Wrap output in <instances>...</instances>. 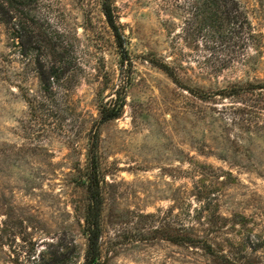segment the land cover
I'll use <instances>...</instances> for the list:
<instances>
[{
	"label": "rangeland",
	"instance_id": "1",
	"mask_svg": "<svg viewBox=\"0 0 264 264\" xmlns=\"http://www.w3.org/2000/svg\"><path fill=\"white\" fill-rule=\"evenodd\" d=\"M112 1L125 56L101 0L39 3L77 60L66 93H55L58 108L41 109L34 54L0 23V264H37L42 254L55 264L59 246L69 247L61 264L83 261L78 179L95 138L100 264H223L208 243L238 264H264V92L234 99L245 111L238 113L233 99L215 95L233 83L264 82V0H240L259 47L219 70L198 62L201 44L177 39L184 0ZM173 51L184 55L181 82L211 98L199 99L150 62ZM115 101L119 117L95 126L100 106ZM185 225L198 244L170 240Z\"/></svg>",
	"mask_w": 264,
	"mask_h": 264
},
{
	"label": "trees",
	"instance_id": "2",
	"mask_svg": "<svg viewBox=\"0 0 264 264\" xmlns=\"http://www.w3.org/2000/svg\"><path fill=\"white\" fill-rule=\"evenodd\" d=\"M40 2L41 0H0V23L7 28L11 39L20 41L19 45L27 46L29 52L34 54L37 77L41 84L40 107L44 110L47 106L58 108L55 93L57 91L66 93L64 81H68L69 77L74 75L73 71L77 60L74 56L73 45L68 40L64 42L62 33L50 31L46 19L39 15L38 5ZM183 5L187 6V9L184 11V21L180 25L176 37L188 42L194 46V49L198 47V44H201L204 47V53L198 56V62L203 66L206 65L210 68L209 70L226 68L234 61L246 62L244 57L246 49L259 47L257 43L259 35L253 28L240 0H184ZM100 7L119 52L125 56V40L117 21L113 1L101 0ZM172 54L170 59H150V62L163 70L177 85L185 88L199 99L211 98L204 89L191 87L181 82V79L186 78L187 74L182 67L184 55L177 51H173ZM44 56L48 61L43 60ZM262 92H264V82L256 84L247 82L233 83L220 89L215 95L220 99H233L229 106L238 113L241 107H235L234 99L242 93L259 94ZM121 108L120 101L101 105L98 111V120L94 122V125L98 126L100 123L119 117ZM97 135L95 131L94 136ZM92 140L86 174L83 175L85 180L81 181V176L78 179V183L85 191L83 224L85 247L83 261L80 264H100L101 258L103 196L96 158L97 139ZM183 231L184 233L178 237L169 235L170 240L188 245L198 244L195 243L197 234H192L191 227L185 225ZM59 247L54 251L55 264L65 261L66 252L69 249L67 246L64 247L65 250L62 249L63 246ZM206 248L208 253L223 260V264H238L233 257L223 253L219 254L220 251L213 249L211 244L208 243ZM44 261L46 260L42 254L37 264H45Z\"/></svg>",
	"mask_w": 264,
	"mask_h": 264
}]
</instances>
